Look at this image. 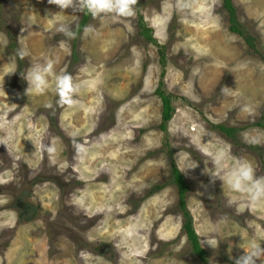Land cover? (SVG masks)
<instances>
[{
  "label": "rangeland",
  "instance_id": "rangeland-1",
  "mask_svg": "<svg viewBox=\"0 0 264 264\" xmlns=\"http://www.w3.org/2000/svg\"><path fill=\"white\" fill-rule=\"evenodd\" d=\"M232 2L258 52L230 31L224 0H139L135 18L91 17L95 31L75 39L57 29L83 13L0 0V264H204L182 228L174 165L209 264L264 244V201L210 176L224 150L222 175L248 163L264 177V0ZM47 59L79 84L77 106L57 104L54 76L25 94L21 73ZM158 90L175 107L167 131ZM215 124L245 129L236 141ZM50 143L51 160L38 150Z\"/></svg>",
  "mask_w": 264,
  "mask_h": 264
},
{
  "label": "clouds",
  "instance_id": "clouds-1",
  "mask_svg": "<svg viewBox=\"0 0 264 264\" xmlns=\"http://www.w3.org/2000/svg\"><path fill=\"white\" fill-rule=\"evenodd\" d=\"M139 0H48L51 5L57 6L61 11L72 9L73 12L90 14L93 19L102 15L114 14L125 18H135V6ZM178 6L183 10L191 6L190 0H178ZM57 31L63 34L68 39H75L79 31L73 30L70 25L60 24ZM92 25H85L83 28L84 34H92L94 32ZM19 59H24L29 55L26 47L17 49ZM55 61L47 59L44 64L30 67L25 73H21L22 77L27 81L28 87L25 89V94L43 95L49 88V77H55V88L58 95L57 104L59 106L75 107L77 106L76 95L80 91V86L74 83L71 74L55 73ZM223 91V90H222ZM46 107L52 108V104H47ZM77 133L71 134L70 138L73 147L78 155L85 153L87 150L84 144L76 140ZM252 143H260V138H254ZM0 143H3L0 141ZM39 151L46 152L51 160L57 153L55 144H41ZM228 158V153L224 150L218 152L213 161L216 171L211 174L212 181L219 179L226 183L229 189L235 193L246 195L251 204H258L264 201V177H257L253 167L248 163H238L234 166L227 175H222L225 161ZM195 165L194 167H196ZM193 167V168H194ZM234 203L229 202V205ZM245 211L244 206L237 208L238 213ZM209 246L215 248L217 241L214 239L207 240ZM264 264V244L253 243L250 250H244L243 254L234 259V264Z\"/></svg>",
  "mask_w": 264,
  "mask_h": 264
},
{
  "label": "trees",
  "instance_id": "trees-1",
  "mask_svg": "<svg viewBox=\"0 0 264 264\" xmlns=\"http://www.w3.org/2000/svg\"><path fill=\"white\" fill-rule=\"evenodd\" d=\"M224 7L228 12L229 17V29L232 32L237 33L238 35L242 36L245 40L246 44L253 49L254 51L258 52L257 49V41L258 37L250 30V28L243 22L240 21L237 13V8L235 7L232 0H224ZM91 18L90 14H82V18L78 24L79 31L77 35L81 32V30L84 28L85 25L89 22ZM145 34H147L148 39H152L151 33H149V28L145 27ZM77 30V27L75 28ZM74 30V31H75ZM158 94L160 95L162 99V124L161 128L163 130H168L167 123L171 120L175 107L173 105L172 101V94L167 93L165 90H158ZM214 128H217L224 133H226L230 138L235 139L237 132L240 130L245 129L244 127H238V126H227L224 124H215L213 126ZM251 148L255 149V146L253 145ZM170 183L175 184L178 188V205L181 210L182 218H183V224L182 228L185 231L188 240L190 241V244L193 248V251L198 255V257L204 262V264H209L208 260V251L201 245L199 241V236L196 232V229L193 224V219L191 212L189 211L187 207L186 202V193L189 189L188 182L186 181V178L184 177L183 173L180 171L178 166L174 165L172 170V176L169 180Z\"/></svg>",
  "mask_w": 264,
  "mask_h": 264
},
{
  "label": "flooded vegetation",
  "instance_id": "flooded-vegetation-1",
  "mask_svg": "<svg viewBox=\"0 0 264 264\" xmlns=\"http://www.w3.org/2000/svg\"><path fill=\"white\" fill-rule=\"evenodd\" d=\"M178 201H179V197H178ZM177 206H178V209L180 210L178 203H177Z\"/></svg>",
  "mask_w": 264,
  "mask_h": 264
}]
</instances>
